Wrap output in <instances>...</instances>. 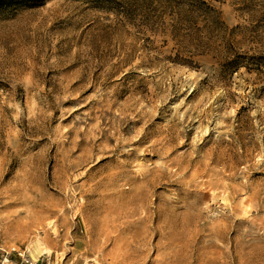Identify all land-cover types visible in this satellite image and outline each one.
Returning a JSON list of instances; mask_svg holds the SVG:
<instances>
[{
  "label": "rangeland",
  "instance_id": "obj_1",
  "mask_svg": "<svg viewBox=\"0 0 264 264\" xmlns=\"http://www.w3.org/2000/svg\"><path fill=\"white\" fill-rule=\"evenodd\" d=\"M264 264V0H0V264Z\"/></svg>",
  "mask_w": 264,
  "mask_h": 264
},
{
  "label": "bare ground",
  "instance_id": "obj_2",
  "mask_svg": "<svg viewBox=\"0 0 264 264\" xmlns=\"http://www.w3.org/2000/svg\"><path fill=\"white\" fill-rule=\"evenodd\" d=\"M27 251L33 261L37 260L40 253H49V251L38 240L34 241L33 244L27 248Z\"/></svg>",
  "mask_w": 264,
  "mask_h": 264
},
{
  "label": "built area",
  "instance_id": "obj_3",
  "mask_svg": "<svg viewBox=\"0 0 264 264\" xmlns=\"http://www.w3.org/2000/svg\"><path fill=\"white\" fill-rule=\"evenodd\" d=\"M29 264H38V261H30Z\"/></svg>",
  "mask_w": 264,
  "mask_h": 264
}]
</instances>
